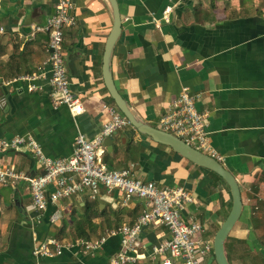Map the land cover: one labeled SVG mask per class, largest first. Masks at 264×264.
<instances>
[{
    "label": "crops",
    "instance_id": "crops-1",
    "mask_svg": "<svg viewBox=\"0 0 264 264\" xmlns=\"http://www.w3.org/2000/svg\"><path fill=\"white\" fill-rule=\"evenodd\" d=\"M72 2L75 24L63 29L62 51L69 88L83 105L75 115L63 104H51L43 64L48 36L34 30L45 23L55 0H0V137L29 135L50 157L68 156L77 131L87 139L96 135L106 118L100 103L110 102L101 78L111 26L106 2ZM116 2L121 23L110 59L115 88L155 127L182 87L196 95L194 106L208 111L209 143L240 189V214L224 240L225 256L229 264H264V0ZM39 67L44 77L35 81L36 90L12 80ZM99 158L108 167L130 168L136 178L185 189L192 201L181 216L199 222L210 241L230 208L220 178L131 125L111 136ZM5 166L27 174L40 170L24 148L0 153V167ZM142 207V199L123 201L117 190L100 189L95 199L82 192L37 211L24 181L0 185V264H105L120 246L118 236H106L88 252L73 243L132 223ZM53 211L58 216L50 221ZM167 237L161 224L142 227L137 239L145 249L128 264H159L148 248ZM48 239L64 245L59 254L32 253ZM201 264H215L214 258L208 255Z\"/></svg>",
    "mask_w": 264,
    "mask_h": 264
},
{
    "label": "built area",
    "instance_id": "built-area-1",
    "mask_svg": "<svg viewBox=\"0 0 264 264\" xmlns=\"http://www.w3.org/2000/svg\"><path fill=\"white\" fill-rule=\"evenodd\" d=\"M168 10V7L164 9V17ZM74 24L72 0H55L53 11L45 23L34 29L48 36L47 57L43 64L48 66L46 83L51 104L65 105L72 115L80 113L83 105L69 88L63 63L62 40L63 29ZM40 77H44L41 67L12 80L25 82L27 90H36L39 85L35 81ZM195 98V94L182 87L167 110L158 117L156 127L221 164L223 156L210 145L206 131L208 111L197 109L194 106ZM100 108L106 118L99 132L87 139L82 132L77 131L71 152L66 157L44 154L39 143L29 135L0 137V153L27 149L40 168L37 174H27L8 166L0 167V185L12 186L17 181H24L31 205L37 211L43 210L49 203L55 205L61 199L82 192L90 199H95L100 189L106 192L117 190L123 201L132 197L142 199L143 207L132 223L109 229L96 240H80L73 244L83 252L94 251L106 236L116 235L120 246L107 258L105 264H128L137 258L139 249H145L137 239L142 227L158 223L167 229L168 237L148 248L151 258H157L159 264H173L174 259H178L180 264H201L210 254L211 241L203 236L204 228L199 222L190 218L184 220L181 216L184 206L192 201L191 194L180 186H161L152 180L136 178L130 168L108 167L102 162L99 156L104 151V138L130 124L112 102L102 101ZM57 216V212L53 211L49 216L50 221H55ZM63 246L54 239H48L35 244L32 253L51 257L59 254Z\"/></svg>",
    "mask_w": 264,
    "mask_h": 264
},
{
    "label": "water",
    "instance_id": "water-1",
    "mask_svg": "<svg viewBox=\"0 0 264 264\" xmlns=\"http://www.w3.org/2000/svg\"><path fill=\"white\" fill-rule=\"evenodd\" d=\"M105 2L110 14L111 26L106 36L101 55V78L108 96L119 112L125 116L129 124L137 132L149 137L150 140L156 143L167 145L172 151L191 163L215 173L226 184L229 190L231 204L226 216L220 222L212 236L211 250L215 264H229L224 252V240L240 214L241 199L238 183L230 171L214 158L194 149L176 136L146 123L117 91L111 77L110 59L113 45L120 31L121 18L116 0H105ZM103 144L110 145L111 136L105 137Z\"/></svg>",
    "mask_w": 264,
    "mask_h": 264
},
{
    "label": "trees",
    "instance_id": "trees-1",
    "mask_svg": "<svg viewBox=\"0 0 264 264\" xmlns=\"http://www.w3.org/2000/svg\"><path fill=\"white\" fill-rule=\"evenodd\" d=\"M108 98H109L110 102H112V100H111V98H110L109 96H108ZM112 103H113V102H112ZM211 173H212L214 176L220 178V177H219L218 175H216L215 173H213V172H211ZM86 206L90 207V204L88 203V204H86ZM209 256H211V257L213 258L212 250L210 251Z\"/></svg>",
    "mask_w": 264,
    "mask_h": 264
}]
</instances>
